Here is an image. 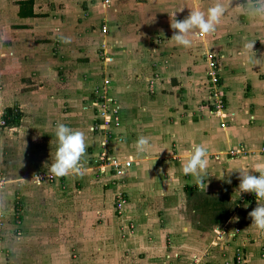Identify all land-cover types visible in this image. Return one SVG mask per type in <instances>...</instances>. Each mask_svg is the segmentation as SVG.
Instances as JSON below:
<instances>
[{
	"label": "rangeland",
	"instance_id": "1",
	"mask_svg": "<svg viewBox=\"0 0 264 264\" xmlns=\"http://www.w3.org/2000/svg\"><path fill=\"white\" fill-rule=\"evenodd\" d=\"M19 1L0 0V264H263L249 212L264 198L228 171L254 152L208 150L204 184L182 164L206 144L191 116L220 125V96L230 125L254 78L264 95V0H35L27 21ZM216 2L214 31L170 40L172 21ZM9 107L19 125H5ZM57 123L85 133L79 172L49 171Z\"/></svg>",
	"mask_w": 264,
	"mask_h": 264
},
{
	"label": "clouds",
	"instance_id": "2",
	"mask_svg": "<svg viewBox=\"0 0 264 264\" xmlns=\"http://www.w3.org/2000/svg\"><path fill=\"white\" fill-rule=\"evenodd\" d=\"M259 11V9H258ZM224 13V7L216 2L206 10L199 6L190 8V12L183 20L171 22V27L178 30L173 33L170 40H174L178 45L185 48L191 47L195 39L201 34H207L215 30ZM55 136L58 145L55 150V158L49 166V171L56 176H65L70 173L79 172L81 169V157L86 149V136L80 129H74L64 123H57L55 127ZM149 146V139L146 136H140L136 141L138 152L145 150ZM209 165L208 149L204 144H193L190 155L182 164V170L185 174L191 173L198 183H206V169ZM255 170L259 175L249 172L247 166H241L239 172L240 182L237 192H252L256 197L264 198V172ZM230 182V181H229ZM249 216L252 218V224L257 228L264 230V204H258Z\"/></svg>",
	"mask_w": 264,
	"mask_h": 264
},
{
	"label": "crops",
	"instance_id": "3",
	"mask_svg": "<svg viewBox=\"0 0 264 264\" xmlns=\"http://www.w3.org/2000/svg\"><path fill=\"white\" fill-rule=\"evenodd\" d=\"M79 1L84 2L85 0H77V2ZM259 2L261 3V0H259ZM103 8L106 10V6ZM32 19L36 18H24L23 20L27 21ZM22 24L23 26L25 25V23ZM23 26H20V30H18L19 32H21V34H25L24 32L26 30V27ZM21 27H23L24 29H22ZM31 30L34 31L33 29H27L26 31ZM7 38H9V36H7ZM29 48L31 47H27L24 44V46L21 47L20 50H18L19 56H24V54L29 52ZM3 50L4 52H6V54L10 53V48H4ZM261 72H264V43H261ZM244 73L248 76L252 73V70L247 71V73L245 71ZM21 74L26 75L25 69H23V71L21 69ZM261 83L263 85V81L261 80V78H254L253 81L249 82L247 85L248 89L254 87L253 92L257 94L256 98L251 93V99L249 101L243 99L239 101H231L228 110L234 112L235 117L232 118V121L228 127L221 128L219 123L216 121V117L213 115L212 118L214 120L212 119L213 125L211 126V129L209 125L211 118H209L208 116L204 122H202L200 118L198 119V121H196V116L200 117L196 114L191 116L190 119L191 123L201 124V133L203 132V134H205L203 140L204 143H206L205 146L209 151H223L231 147L239 146L244 149L243 151L247 150L254 152V156L251 155L245 163L242 160L237 161L236 163L232 161L230 162V167H228V171L229 173L231 172V184H234L237 181L238 183L240 182L239 172L235 170H237L241 166H247L249 168V172L254 175L259 174L258 172L253 170L256 169L257 166H259V168L257 169L258 171L264 172V153L262 152L264 150V95H261ZM25 96L26 94L23 95V97ZM207 126L209 127L207 128ZM197 135H199V133ZM198 138V140H200V137ZM208 154L212 155V153ZM263 256L264 253L261 257ZM261 260V262H263L264 264V259Z\"/></svg>",
	"mask_w": 264,
	"mask_h": 264
},
{
	"label": "trees",
	"instance_id": "4",
	"mask_svg": "<svg viewBox=\"0 0 264 264\" xmlns=\"http://www.w3.org/2000/svg\"><path fill=\"white\" fill-rule=\"evenodd\" d=\"M35 0H22L19 1V17L21 18H36L39 15L34 10ZM22 111L18 107H9L4 115V121L6 126L19 125L22 119Z\"/></svg>",
	"mask_w": 264,
	"mask_h": 264
},
{
	"label": "built area",
	"instance_id": "5",
	"mask_svg": "<svg viewBox=\"0 0 264 264\" xmlns=\"http://www.w3.org/2000/svg\"><path fill=\"white\" fill-rule=\"evenodd\" d=\"M108 3V0H105V5ZM102 31L104 33H106L108 31L107 29V26H103V29ZM210 76L212 78V82L214 83V85H216V82H217V74L215 73V76H214V73H210ZM216 77V78H215ZM220 98V96H219ZM217 98V102H216V105H215V110H214V114L221 119V122H220V127L221 128H226L228 127L229 125V117L228 115L224 112V109H223V102L221 99ZM96 102V101H95ZM264 153V150L262 151ZM113 166H117L115 165V163L112 164Z\"/></svg>",
	"mask_w": 264,
	"mask_h": 264
}]
</instances>
